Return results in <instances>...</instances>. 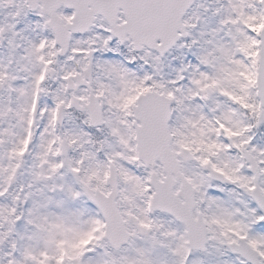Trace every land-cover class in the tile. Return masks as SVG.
Instances as JSON below:
<instances>
[{"label":"snow or ice","instance_id":"obj_1","mask_svg":"<svg viewBox=\"0 0 264 264\" xmlns=\"http://www.w3.org/2000/svg\"><path fill=\"white\" fill-rule=\"evenodd\" d=\"M0 264H264V0H0Z\"/></svg>","mask_w":264,"mask_h":264}]
</instances>
